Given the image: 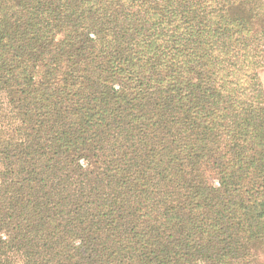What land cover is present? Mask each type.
Returning <instances> with one entry per match:
<instances>
[{
    "label": "trees",
    "instance_id": "trees-1",
    "mask_svg": "<svg viewBox=\"0 0 264 264\" xmlns=\"http://www.w3.org/2000/svg\"><path fill=\"white\" fill-rule=\"evenodd\" d=\"M261 71L264 0H0V264H251Z\"/></svg>",
    "mask_w": 264,
    "mask_h": 264
},
{
    "label": "rangeland",
    "instance_id": "rangeland-1",
    "mask_svg": "<svg viewBox=\"0 0 264 264\" xmlns=\"http://www.w3.org/2000/svg\"><path fill=\"white\" fill-rule=\"evenodd\" d=\"M259 77L261 79L262 82V86H263V91H264V71H261L259 73ZM1 99V97H0ZM3 106H5L4 103H2ZM11 125H15L14 122H11ZM5 236L2 232H0V240L4 241L5 240ZM251 264H264V241L261 242L260 244H258L254 250H253V258H252V263Z\"/></svg>",
    "mask_w": 264,
    "mask_h": 264
}]
</instances>
